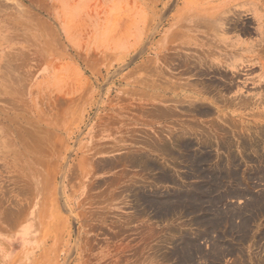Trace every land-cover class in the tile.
<instances>
[{"label": "rangeland", "instance_id": "obj_1", "mask_svg": "<svg viewBox=\"0 0 264 264\" xmlns=\"http://www.w3.org/2000/svg\"><path fill=\"white\" fill-rule=\"evenodd\" d=\"M263 131L264 0H0V264H264Z\"/></svg>", "mask_w": 264, "mask_h": 264}, {"label": "bare ground", "instance_id": "obj_2", "mask_svg": "<svg viewBox=\"0 0 264 264\" xmlns=\"http://www.w3.org/2000/svg\"><path fill=\"white\" fill-rule=\"evenodd\" d=\"M201 27H202V26H201ZM207 33H208V32H207ZM193 51H194V50H193ZM190 62H191V61H190ZM188 65H189V64H188ZM177 69H178V68H177ZM187 69H188V68H187ZM219 75H220V74H219ZM222 76H223V75H222ZM226 89H227V87H226ZM230 90H231V89H230ZM215 99H216V98H215ZM244 105H245V104H244ZM204 111H205V110H204ZM208 111H209V110H208ZM201 113H202V112H201ZM203 114H204V113H203ZM261 114H262V113H261ZM225 129H226V128H225ZM239 130H240V129H239ZM261 130H262V129H261ZM223 131H224V130H223ZM225 131H226V130H225ZM249 131H250V130H249ZM242 132H243V131H242ZM226 133H227V132H226ZM263 133H264V131H263ZM259 134H260V133H259ZM262 136H263V134H262ZM262 136H261V137H262ZM228 140H229V139H228ZM242 140H243V139H242ZM258 140H259V139H258ZM187 142H188V141H187ZM225 143H226V142H225ZM226 144H227V143H226ZM245 144H246L247 147L250 146V143L247 144V141H246V143H245V142L243 143L244 146H245ZM252 144H253V143H252ZM186 145H187V144H186ZM227 145H228V144H227ZM256 147H260V145H258V146H256ZM186 149H187V148H186ZM186 149H185V150H186ZM245 149H246V148H244V150H245ZM255 151H258V150L256 149ZM197 155H198V154H197ZM263 155H264V154H263ZM194 156H195V155H194ZM237 156H238V155H237ZM237 156H236V157H237ZM198 157H199V156H198ZM232 157H233V156H232ZM261 157H263V156H261ZM197 159H198V158H197ZM197 159L195 160L196 163H197ZM199 159H200V158H199ZM201 159H202V158H201ZM203 161H204V160H203ZM229 161H230V160H229ZM263 162H264V161H263ZM263 162H262V163H263ZM190 164H191V162H190ZM194 164H195V163H194ZM196 166H197V164H196ZM202 166H203V165H202ZM232 166H233V165H232ZM257 166H258V165H257ZM236 167H237V166H236ZM258 169H259V168H258ZM259 172H260V171H259ZM212 173H213V172H212ZM216 173H217V172H216ZM260 173H261V172H260ZM197 174H198V173H197ZM214 174H215V173H214ZM236 175H237V174H235V176H236ZM238 175H239V174H238ZM257 175H258V174H257ZM211 176H213V175H211ZM168 177H169V175H168ZM168 177H167V178H168ZM223 177H224V176H223ZM231 177L234 178V175L231 176ZM231 177H230V178H231ZM203 178H204V177H203ZM217 178H218V176H217ZM224 178H225V177H224ZM214 179H215V178H214ZM235 179H236V178H235ZM168 180H170V179H168ZM218 180H219V179H218ZM260 180H261V179H260ZM263 180H264V179H263ZM232 184H233V183H232ZM238 184H239V183H238ZM212 185H213V184H212ZM222 185H223V184H222ZM215 186H216V184H215ZM217 187H218V186H217ZM209 188H210V187H209ZM211 189H212V187H211ZM239 190H240V189H239ZM228 191H229V190H228ZM5 192H6V191H5ZM228 195H229V194H228ZM235 196H236V195H235ZM238 196H239V194H238ZM238 196H237V197H238ZM204 197H205V196H204ZM222 197H223V196H222ZM233 197H234V196H233ZM240 197H241V196H240ZM230 198H231V197H230ZM252 198H253V197H252ZM252 198H251V199H252ZM260 198H261V197H260ZM260 198L258 199V197H257L258 202H260V204H262V203L264 202V197L261 198V199H260ZM218 200H219V199H218ZM218 200H217V201H218ZM254 200H255V198H254ZM11 201H12V200H11ZM249 201H250V200H249ZM252 202H253V201H252ZM176 203H177V202H176ZM3 204H4V203H3ZM182 204H183V203H182ZM254 204H255V203H254ZM257 204H259V203H257ZM180 205H181V204H180ZM180 205H179V206H180ZM251 205H253V204H251ZM251 205L249 206V208L254 206V205H253V206H251ZM257 206H258V208H259V205H257ZM257 206H256V207H257ZM260 207H261V206H260ZM253 208H254V207H253ZM263 208H264V207H263ZM217 209H218V208H217ZM255 209H256V208H255ZM260 209H262V207H261ZM196 212H197V211H196ZM21 214H22V213H21ZM214 215H215V214H214ZM242 224H243V223H242ZM239 229H240V228H239ZM215 251H216V250H215Z\"/></svg>", "mask_w": 264, "mask_h": 264}]
</instances>
